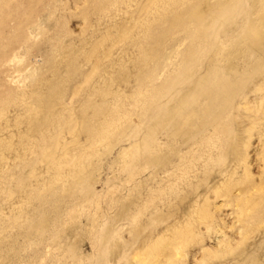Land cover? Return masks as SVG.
I'll return each instance as SVG.
<instances>
[{
  "label": "rangeland",
  "instance_id": "rangeland-1",
  "mask_svg": "<svg viewBox=\"0 0 264 264\" xmlns=\"http://www.w3.org/2000/svg\"><path fill=\"white\" fill-rule=\"evenodd\" d=\"M0 264H264V0H0Z\"/></svg>",
  "mask_w": 264,
  "mask_h": 264
}]
</instances>
